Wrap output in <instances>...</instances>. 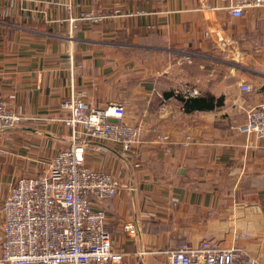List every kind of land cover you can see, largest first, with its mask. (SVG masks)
Returning a JSON list of instances; mask_svg holds the SVG:
<instances>
[{
    "label": "crops",
    "instance_id": "1",
    "mask_svg": "<svg viewBox=\"0 0 264 264\" xmlns=\"http://www.w3.org/2000/svg\"><path fill=\"white\" fill-rule=\"evenodd\" d=\"M75 88L123 103L143 129L125 157L85 139V164L121 185L95 204L123 252L105 264H168L164 251L203 239L264 264V139L237 129L264 101V6L234 17L221 0H0V99L22 116L0 133V225L10 183L80 139L62 121ZM177 95L222 104L186 111Z\"/></svg>",
    "mask_w": 264,
    "mask_h": 264
},
{
    "label": "built area",
    "instance_id": "2",
    "mask_svg": "<svg viewBox=\"0 0 264 264\" xmlns=\"http://www.w3.org/2000/svg\"><path fill=\"white\" fill-rule=\"evenodd\" d=\"M221 1L234 17L264 6V0ZM241 89L249 92L252 85L243 83ZM61 108L67 111L62 121L73 129L78 127L80 139L74 136L44 171L10 183L1 207L0 264H105L122 257L123 252L112 248L106 212L95 207L119 192L120 180L85 164V139L99 146L117 145L125 157L140 142L143 129L125 119L123 103L100 107L86 98L82 88L72 90ZM21 121L22 116L0 99V133ZM237 129L264 139V101L246 110ZM164 138L156 136L157 141ZM123 228L133 235L137 230L132 222ZM164 254L168 264H261L258 255L236 246L218 247L207 239L196 245L183 242Z\"/></svg>",
    "mask_w": 264,
    "mask_h": 264
},
{
    "label": "trees",
    "instance_id": "3",
    "mask_svg": "<svg viewBox=\"0 0 264 264\" xmlns=\"http://www.w3.org/2000/svg\"><path fill=\"white\" fill-rule=\"evenodd\" d=\"M178 100L186 111L193 109H211L214 106L222 104V99H214L212 96L206 97H190L177 95Z\"/></svg>",
    "mask_w": 264,
    "mask_h": 264
}]
</instances>
